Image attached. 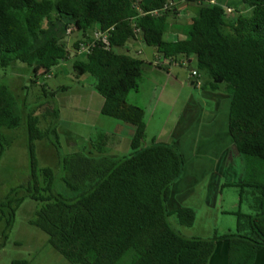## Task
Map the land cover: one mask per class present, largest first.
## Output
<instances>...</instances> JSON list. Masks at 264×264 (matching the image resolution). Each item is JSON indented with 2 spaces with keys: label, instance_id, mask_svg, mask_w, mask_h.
<instances>
[{
  "label": "trees",
  "instance_id": "16d2710c",
  "mask_svg": "<svg viewBox=\"0 0 264 264\" xmlns=\"http://www.w3.org/2000/svg\"><path fill=\"white\" fill-rule=\"evenodd\" d=\"M183 3H193L196 14L177 28L183 38L166 40L167 18ZM239 3L243 13L229 18L230 7L219 0H0V69L17 61L34 65L35 73L50 72L72 55L66 30L77 31L75 76L88 73L95 79V90L103 98L102 116L134 127L127 155L111 158L96 148L95 153L59 156L65 188L61 194L55 190L53 170L39 167L35 157L36 141L48 140L60 149L56 126L41 129L35 110L27 112L29 181L0 198V249L18 207L31 199L40 206L29 224L45 233L48 244L71 264H209L215 245L222 241L227 243L230 264L254 263L264 248V0ZM97 31L107 33V48L94 42ZM137 35L170 64L178 56L194 57L198 78L203 74L208 79L202 89L230 96L228 132L244 168L235 186L240 204L246 195L250 201V212L234 213L233 231L185 237L168 222L174 216L179 225L190 227L196 215L187 206L169 209L172 185L183 172V156L173 142L143 146L144 111L126 100L137 91L144 65L161 68L155 63L159 59L147 63L121 51ZM46 93L44 97L52 100L55 93ZM44 104L42 115L56 119L52 102ZM22 122L16 95L0 83V157L9 144L1 130L17 129Z\"/></svg>",
  "mask_w": 264,
  "mask_h": 264
},
{
  "label": "rangeland",
  "instance_id": "374dc122",
  "mask_svg": "<svg viewBox=\"0 0 264 264\" xmlns=\"http://www.w3.org/2000/svg\"><path fill=\"white\" fill-rule=\"evenodd\" d=\"M219 1L224 7L228 6L232 9L227 14L229 18L236 17L238 13H243L245 9L240 5L239 0ZM176 8L182 15L177 17L179 20L177 23L174 22V18L172 20V15L167 18L168 29L170 28L168 31L173 30L174 23L177 25L181 24L190 15L192 17L196 14L195 9L185 10L184 3L176 5ZM171 20L173 22L170 23ZM68 30H66L65 43L72 55L68 60L59 63L60 69L58 71L45 72L38 70L35 73L33 72L35 69L34 65H26L17 61L12 62L4 69H0V83L8 86L16 95L21 107L23 121L22 125L17 129L1 130L8 137L9 144L0 157V198L11 188L25 185L29 181V152L24 125V118L27 112L35 110V114L40 120L39 127L41 129L50 125L56 126L60 149L56 150L48 140L36 141L34 142L35 157L39 167H50L53 170L56 177L55 190L61 194L65 192L64 185L60 179L64 173L59 166L58 157L71 153L73 149L88 153L87 151H91V147L89 148L87 145V138L90 136L93 140L95 136L102 133L101 129L108 131L122 130L108 123H117V120L109 119L110 121H108L106 117L97 113L99 95L94 89L95 79L88 73L80 77L75 76L72 68L74 44L80 39V35L74 30L68 33ZM137 38L141 37L137 35ZM123 49L124 51L121 50L122 52L147 63H153L154 57L157 56L155 47L147 46L141 40L132 41L131 44H126ZM183 58L178 56L176 63L167 65L170 66L168 71L156 68L149 69L150 65H144L138 80V92L131 91L126 99L127 102L135 103L144 111L146 128L143 146H149L153 142L172 141V136L170 137V135L171 133L174 134L181 114L186 109L185 107L189 104L192 105L193 100L200 102V104L203 103L200 97L202 96L201 85H204L208 79L203 74H199V78H193L194 83L199 80L200 85H191L190 73L195 68L196 62L192 61L187 64V61ZM152 84L155 86V92L149 90V86ZM62 87L64 89L60 90ZM46 92L55 93L52 100L51 97H44L48 95ZM190 98H192V101ZM46 102H52L53 108L58 111L56 119L52 114L46 117L42 115L47 110V105L44 104ZM41 104L44 105L42 106ZM66 131L70 135L71 132L79 135L81 140L78 139L72 145L68 144ZM153 136L154 140H152ZM51 141L54 142L53 139ZM95 142L94 153L96 148L99 149L98 151L106 152L115 143L114 138H111L108 133L107 137L99 134V140L96 138ZM208 146L211 147V144L208 143ZM117 147L120 149L118 157L127 155L130 152L127 143L122 142ZM108 154L110 153H105L106 156ZM185 161L187 162L186 159ZM221 162L222 164L218 168L223 170L222 176L218 175L219 171L214 175L207 173L198 183L190 185V190L193 191L182 202V206H190L195 211L196 219L193 225L190 227L182 226L177 223L174 216L168 217L171 227L181 235L207 238L212 236L214 233L212 229L214 228L219 231L218 233H225L228 227L231 231L234 229L233 222L235 217L234 215H226V213L237 211V201H239L238 187H222L220 194L214 193L215 181L224 183L227 179H233V175L227 171L226 166L223 167V161ZM182 176L183 172L176 182ZM249 202V196H243L241 204L243 213L248 212ZM39 206V202L31 199H25L20 204L6 245L0 249V264H11L12 260H27L28 264H71L48 244V237L45 233L29 224ZM2 228L3 223L0 222V232Z\"/></svg>",
  "mask_w": 264,
  "mask_h": 264
},
{
  "label": "crops",
  "instance_id": "0c3cea01",
  "mask_svg": "<svg viewBox=\"0 0 264 264\" xmlns=\"http://www.w3.org/2000/svg\"><path fill=\"white\" fill-rule=\"evenodd\" d=\"M192 8L195 9L193 3L189 4V6L188 5L184 6L185 10ZM180 15L182 14L180 13V11H178L176 15L171 16L172 20L174 18L175 19L174 22L177 23V21H179L177 17ZM190 16L188 17V19L186 18L187 20L183 21L181 24L177 25L176 23H174L173 30L168 31L170 30L169 28L164 33V38L166 37L165 39L170 41H175L177 39L183 38L182 33L177 28L180 25L187 24L191 19ZM172 20L170 21V23L173 22ZM137 40L142 41V39L140 38L138 39L136 37L132 40L127 41L126 44L129 43L131 44L132 41H137ZM123 48L122 50L124 51ZM160 58L161 57L159 56H155L153 61ZM183 59L186 60L185 58ZM186 61L187 64H190L192 61L196 62L194 57L188 58ZM167 65H172V64L163 63L160 66L161 68L153 66L152 64L150 65L149 69L156 68L158 70L168 71L170 69V66ZM59 69L60 67L58 64L52 70L58 71ZM192 70H196V65L195 68H193ZM53 76H55V74H53ZM190 84L195 85L194 78L191 76V73H190ZM152 85L149 86V90L151 92H155L156 91L154 89L155 86ZM201 90H202L201 92L202 96L200 97L203 103L200 104V102H196L194 100L193 103L190 102L192 105L189 104L185 107L186 109L184 110L183 114H181L180 121L177 123L176 129L174 130V134L171 133L170 135V137L172 136V141L170 142H173L175 147L180 152H183L181 154L183 156L185 163L183 168L182 178L178 182L174 183L171 188V194L167 202L170 210H175L178 207L182 206L183 200H185V198L193 191L190 190L191 189L190 185H194L198 183L207 173L214 175L219 171L218 175L222 176L223 170H219L220 168H218L222 164L221 161H223V167L226 166L228 169L226 170L231 175H233V179L231 180L227 179V181L224 183H221L220 181H215L214 182L215 194H220L222 192V187H232V186H228V184L233 186L240 184L243 178V172H244L243 161L239 156V154L236 152L228 132V109H229L230 96L223 92L211 91L210 89H201ZM136 92H138V89L137 91H135V93ZM96 93L98 94L97 91ZM190 100L192 101V98H190ZM98 102L99 103L97 107V113L101 115L100 109L103 104V98L100 95ZM204 102H206V104H204ZM130 104L136 105L135 103H130ZM106 119L110 121L109 119L111 118L106 117ZM108 123L113 124L114 127H119L120 129H122L121 131H108L105 129L100 130L103 134L107 135L108 133L111 138H114V142H115L114 146H112L109 149L107 148L108 150L105 153L106 154L110 153L108 154V157L116 158L120 153L119 151L120 149H118L117 146H119L122 142L127 143L129 146L130 140L134 134V127L120 121H117V123L116 122H108ZM65 133L67 134L66 139L68 140L67 141L68 144L71 145L75 144V142H77V140L80 139V136L77 134L71 132L70 135L69 132L67 131ZM96 138L97 136H95L93 140L91 139L90 136L87 138V142H88L87 145L89 146V148L91 147V151L94 150L93 147L96 144L95 142ZM213 139L214 141H212ZM152 140H154V136ZM208 143L211 144V147L208 146ZM73 152H79V150L73 149L71 153ZM185 159L187 160V162L185 161ZM209 199H208V203L210 204ZM238 199H239V195H238ZM248 208H249L248 212H250V206ZM238 210H241V204L239 201H237V211ZM236 212L229 211L226 213V215L227 214L234 215V213ZM234 217L235 218L233 222V227L235 228L236 216L234 215ZM213 230L214 233L212 234V236L214 234H224V232L218 233L219 231H217L215 228L212 229V231ZM228 231H231L229 227L226 229L225 233ZM209 264H230L228 261V247L226 242L222 241L215 245L214 251L209 259ZM253 264H264V248L261 249L256 254Z\"/></svg>",
  "mask_w": 264,
  "mask_h": 264
},
{
  "label": "built area",
  "instance_id": "2783aa9c",
  "mask_svg": "<svg viewBox=\"0 0 264 264\" xmlns=\"http://www.w3.org/2000/svg\"><path fill=\"white\" fill-rule=\"evenodd\" d=\"M232 11V9L231 8H227L226 9V14H228V13H230ZM153 13H157V11H154ZM68 32H69V30H68ZM107 33L105 32V33H102V32H100V31H97V32H95L94 33V38H95V40H94V42H96V41H100L103 45H104V47L105 48H107L108 47V40H107ZM90 45H87V46H85L83 49L85 50V51H88V47H89ZM157 65H162L163 63H168V64H170L167 60H165L164 58H160L158 61H156L155 62ZM174 63H176V62H171V64H174ZM191 76L192 77H194V78H198V73L196 72V70H192L191 71ZM196 84L197 85H200V81L199 80H197L196 81Z\"/></svg>",
  "mask_w": 264,
  "mask_h": 264
},
{
  "label": "clouds",
  "instance_id": "9594fccd",
  "mask_svg": "<svg viewBox=\"0 0 264 264\" xmlns=\"http://www.w3.org/2000/svg\"><path fill=\"white\" fill-rule=\"evenodd\" d=\"M227 15V14H226ZM228 16V15H227ZM132 40V39H131Z\"/></svg>",
  "mask_w": 264,
  "mask_h": 264
}]
</instances>
